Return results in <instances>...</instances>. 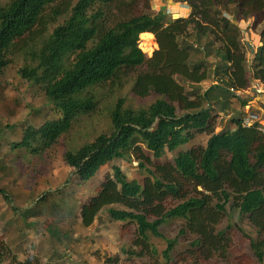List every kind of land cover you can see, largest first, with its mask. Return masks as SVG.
<instances>
[{"label":"trees","instance_id":"16d2710c","mask_svg":"<svg viewBox=\"0 0 264 264\" xmlns=\"http://www.w3.org/2000/svg\"><path fill=\"white\" fill-rule=\"evenodd\" d=\"M183 1L193 12L175 21L162 8L144 15L150 0L0 2V85L6 69L17 64L19 75L51 110L42 120L41 111L32 108L29 120L14 124L2 123L0 115V136L18 133L0 140V150L9 147L0 158V164L9 165L0 170L12 169L16 157L45 153L81 116L96 112L99 102L88 90L91 86L113 93L132 82L135 95L155 99L136 106L127 96L116 97L110 106L112 129L63 154L70 167L67 186H51L41 194L34 187L30 206L22 212L15 206L13 212L35 227L37 220L28 222V217L44 215L41 203L51 198L54 209H62L60 194L76 196L74 189L68 190L78 181L73 177L89 181L105 166L94 193L82 195L86 199L80 205V224L88 228L108 212L122 232L135 228L121 252L104 257L97 252L103 264H204L213 259L264 264V124L244 126V114L236 112L230 122L217 126L219 113L233 109L232 88L264 85V0ZM245 22L248 31L257 30L262 43L251 70L246 66L251 45L243 44ZM143 32L153 33L158 42L151 56L140 47ZM209 79L213 84L203 89L201 84ZM259 108L264 113V103ZM202 134L209 135L205 144L196 140ZM194 140L189 149L167 157ZM134 163L131 176L124 164ZM20 196L14 195L15 200ZM173 200L178 203L170 205ZM233 208H239L240 218L248 220L254 233L238 224L221 228ZM174 219L184 223L170 237L163 227ZM13 221L7 222L10 228H15ZM51 236L60 238L61 231L51 230ZM8 249L17 254L13 245ZM8 249L0 240V256Z\"/></svg>","mask_w":264,"mask_h":264},{"label":"rangeland","instance_id":"374dc122","mask_svg":"<svg viewBox=\"0 0 264 264\" xmlns=\"http://www.w3.org/2000/svg\"><path fill=\"white\" fill-rule=\"evenodd\" d=\"M7 0H0V2H6ZM156 4L159 12L160 8L165 6L167 14L170 15L169 20H181L187 19L192 9H188L187 13H181L183 6L188 5L183 0H150V4ZM144 15H151L152 12L149 8H143ZM244 20L241 21V25ZM245 28L250 26L248 22H245ZM243 25V26H244ZM153 35L155 45H149L140 36V47L148 56H151L153 52L158 48V42ZM251 37V38H250ZM243 44L246 48L250 44L258 45L261 43L260 36L255 31H248L245 34ZM253 49V48H252ZM250 49L249 56L246 62L247 68H251L252 59L254 58L255 51ZM18 65H10L2 78L0 85V95L2 97V106L0 107V115L2 123L14 124L18 121L29 120L31 116L30 112L32 108L41 111L39 115L42 120L46 116V112H51L49 106L43 97L35 87H32L28 82L18 73ZM178 80L181 83H185L182 77ZM213 80L209 79L201 84L203 89L209 88L213 83ZM186 84V83H185ZM133 83H128L123 87L117 89L111 93L106 91L101 85H93L88 90L92 91L98 98L99 106L96 112L86 114L80 117V119L74 124V126L66 132L59 141L48 151L43 154L35 156L16 157L13 162L12 169L0 170V189L2 191H8L9 193H3L0 191V240L4 242L8 249V244L14 246L17 254L14 255L9 251L0 256V264H55L56 260L64 259L66 264H103L101 255L97 252H102L103 257L108 255H115L121 252L123 248L128 246L134 237V225H132L127 231H121V225L116 223L108 216V212H104L101 217L95 221V223L88 227L83 228L80 224V205L85 201L86 197L82 196L90 195L94 193L95 188L100 184L103 178V172L108 169L103 166L97 172V175L86 182H82L73 177L77 183L73 184V187H68V190L74 189L76 196L60 194L61 204L64 206L62 209L57 207L54 209V202L49 198L46 202L41 203L43 209V216L37 218L35 216L28 217V222H36L35 227H28L23 216L18 213L15 214L13 207L20 206L24 211L30 206L32 198L29 196V192L34 187L37 188L38 194H41L47 189L56 188L55 190H61V188L67 186L66 181L70 175V167L64 160L63 154L72 148L80 146L85 142L92 141L97 135L102 132L110 131L112 129V121L110 117V106L112 101L121 95L127 96L128 101L132 105H143L151 102L155 99V96H149L140 98L132 91ZM256 86L262 88L264 92V86L258 82H252L249 87ZM85 91L78 93V96H82ZM255 94H249L246 97H240L236 95V98L232 101L233 109L231 111H221L217 119V126L221 128L222 123L230 122L232 116L238 112V114H246L251 109H259V103H264L263 95L258 96V104L254 98ZM247 105V106H246ZM246 106V108H245ZM54 115L49 113V117ZM231 116V117H230ZM3 125V124H2ZM0 127L1 123H0ZM20 131V128L18 129ZM18 136V133H16ZM14 134L5 133L0 136V140H5L8 137H15ZM209 135L202 134L196 140L205 144ZM191 141L177 149L175 153L168 154V158H173L179 151L187 150L196 141ZM8 146H4L0 150V158L5 157L8 150ZM8 161V160H7ZM6 161V162H7ZM9 164L2 165L0 167H7ZM124 170L131 176H133L136 169V163L132 166L124 164ZM74 175V174H73ZM72 188V189H71ZM4 189V190H3ZM23 194V196L17 197L15 200L14 195ZM59 196V197H60ZM178 202L172 201L170 205H174ZM9 210V212H5ZM50 212L57 214L50 216ZM15 228H10L7 222L13 219ZM184 221L180 219H174L168 225L163 227L166 235L170 237L176 236L183 226ZM228 224H238L243 229L254 233L253 227L245 218L241 219L239 215V208H233L228 210L227 216L221 223V228H225ZM58 228L61 231V237L51 236V230L55 231ZM70 234L71 238L67 235ZM242 233L237 232L236 246L240 247L242 242ZM190 239V236L182 237L181 239ZM8 242V243H6ZM160 249L165 247L162 241L157 243ZM2 258V260H1ZM84 262V263H82ZM163 261H161L162 264ZM135 264H151L148 260L141 261L136 260ZM203 264V263H202ZM204 264H226L221 260L213 259Z\"/></svg>","mask_w":264,"mask_h":264},{"label":"built area","instance_id":"2783aa9c","mask_svg":"<svg viewBox=\"0 0 264 264\" xmlns=\"http://www.w3.org/2000/svg\"><path fill=\"white\" fill-rule=\"evenodd\" d=\"M152 8H154L153 11H157L156 10L157 7H156L155 3L151 5L150 9H152ZM248 24H249V22H248ZM243 33L248 34V29L244 28ZM244 40H246L245 37H244ZM261 44L262 43H260L258 45L251 44V46H252L254 51H257V49L259 48V46H261ZM261 90H262V88H258L256 86H252V87L248 86L247 88L242 89V90H236L234 88L231 89V91L234 94H236L240 97H243V96L246 97L249 94H255L254 98L256 99L257 104L259 102L257 99L258 96L263 95V97H264V92H262ZM263 114H264L263 110H261L260 108L259 109H251V110L247 111L246 114L244 115V122H243L244 126H247V127L257 126L258 127L259 123L264 124Z\"/></svg>","mask_w":264,"mask_h":264},{"label":"bare ground","instance_id":"6f19581e","mask_svg":"<svg viewBox=\"0 0 264 264\" xmlns=\"http://www.w3.org/2000/svg\"><path fill=\"white\" fill-rule=\"evenodd\" d=\"M153 12H156V11H153ZM141 38L144 39L149 45H152L154 46L155 45V42L153 40V35L152 33L150 32H143L141 33Z\"/></svg>","mask_w":264,"mask_h":264},{"label":"crops","instance_id":"0c3cea01","mask_svg":"<svg viewBox=\"0 0 264 264\" xmlns=\"http://www.w3.org/2000/svg\"><path fill=\"white\" fill-rule=\"evenodd\" d=\"M188 9H190V7L188 6V5H185V6H183L182 7V9H181V13L182 14H185V12L187 13V10ZM245 28V26L243 27V29ZM251 38V37H250ZM251 45V44H250ZM250 48L252 49V46H250ZM253 50V49H252ZM256 52V51H255ZM248 69H250L251 70V68H248Z\"/></svg>","mask_w":264,"mask_h":264},{"label":"clouds","instance_id":"9594fccd","mask_svg":"<svg viewBox=\"0 0 264 264\" xmlns=\"http://www.w3.org/2000/svg\"><path fill=\"white\" fill-rule=\"evenodd\" d=\"M150 8H151V7H150ZM150 8H149V11L153 13V14H151V15H154V14H157V13H158L157 8H156V10H157L156 12H153V9H154V8H152V9H150Z\"/></svg>","mask_w":264,"mask_h":264},{"label":"water","instance_id":"95a60500","mask_svg":"<svg viewBox=\"0 0 264 264\" xmlns=\"http://www.w3.org/2000/svg\"><path fill=\"white\" fill-rule=\"evenodd\" d=\"M162 9H165V6H163V8Z\"/></svg>","mask_w":264,"mask_h":264}]
</instances>
